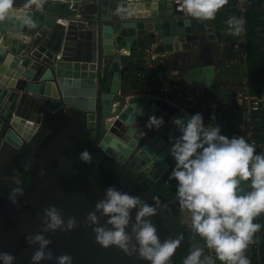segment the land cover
<instances>
[{
	"label": "water",
	"instance_id": "1",
	"mask_svg": "<svg viewBox=\"0 0 264 264\" xmlns=\"http://www.w3.org/2000/svg\"><path fill=\"white\" fill-rule=\"evenodd\" d=\"M174 1L69 0L76 5L70 26L56 15L28 9L22 10L32 24L0 20V252L15 255L16 264H31L38 245L30 246L25 237L42 232L43 210L51 206L62 210L65 221L69 217L77 220L71 232L43 233L52 241L49 250L54 257L71 254L74 264H148L117 247H101L92 227L85 225L87 214L95 211L109 186L157 207V215L150 219L161 241H180L171 264L188 245L190 238L178 227L179 202L169 205L156 198L134 174L158 181L175 166L170 150L181 133L173 120L179 117L187 122L191 114L162 109L155 97L135 108L120 91L121 57L131 55L138 39L149 37L156 44L155 53L162 55L179 51L181 37L208 44L210 31L202 21L177 11ZM73 39L75 47L68 45ZM120 42L124 45L117 49ZM58 54L62 55L59 61ZM9 57L13 58L10 66L6 64ZM210 57L201 58L198 64L189 60L179 76L196 87H213L223 62ZM153 115L165 121L159 130L148 128ZM111 118L116 120L109 127ZM90 124L99 131L95 138L87 131ZM122 129L124 136L119 135ZM110 134L120 143L117 149L125 150L124 158L115 159L103 148L102 141ZM128 141L132 143L126 149ZM84 150H94L105 163L121 166L96 180L94 169L99 160L90 155L89 163L81 162ZM17 159L24 160L32 175L24 189L15 185V177L21 176L13 169ZM13 189L17 190L14 194L8 191ZM97 215L100 225H105L107 218ZM135 215L133 211V223Z\"/></svg>",
	"mask_w": 264,
	"mask_h": 264
},
{
	"label": "clouds",
	"instance_id": "2",
	"mask_svg": "<svg viewBox=\"0 0 264 264\" xmlns=\"http://www.w3.org/2000/svg\"><path fill=\"white\" fill-rule=\"evenodd\" d=\"M227 3L228 0H182L181 6L187 16L208 21L214 20ZM32 4L33 0H25L23 9ZM14 9L15 0H0V20L15 16L22 23H33L26 13ZM226 24L233 36L246 31L243 17L230 16ZM12 62L13 58L9 57L6 64L10 66ZM164 123L163 117L153 115L148 128L159 130ZM173 123L181 135L174 139L170 150L176 164L169 179L178 182L176 197L188 215L192 231L214 251L221 264H251L245 253L249 245L256 242L255 235L262 227L255 220L264 214V152L257 153L255 145L243 136L229 138L222 134L220 126L205 125L201 113L191 115L187 122L177 117ZM90 159L88 150L80 153L81 162L89 163ZM133 211L135 223L132 222ZM97 213L107 218L105 225H100ZM157 213V207L140 196L109 186L104 198L97 201L95 211L87 214L85 225L92 227L96 243L105 249L117 247L148 264H171L180 241L171 238L161 241L150 219ZM43 224L42 232L25 237L30 246L38 245L31 264L53 259L56 264H74L71 254L54 257L49 250L52 241L43 233L71 232L77 227L76 218L69 217L65 221L62 210L51 206L43 210ZM16 262L12 253L0 252V264ZM183 264L213 262L204 255V248L194 247Z\"/></svg>",
	"mask_w": 264,
	"mask_h": 264
},
{
	"label": "crops",
	"instance_id": "3",
	"mask_svg": "<svg viewBox=\"0 0 264 264\" xmlns=\"http://www.w3.org/2000/svg\"><path fill=\"white\" fill-rule=\"evenodd\" d=\"M25 2V0H23ZM19 4V5H18ZM36 6H31L32 8H28L29 10H39L43 11L42 8L45 6L49 10L47 11L48 15H54L53 9L51 8V5L47 3V1L38 0ZM72 9L76 7V5H73V3H70ZM23 5L21 3H15L16 9H23ZM42 5V6H40ZM53 12V13H52ZM68 11H64L61 8L57 9L55 12V15L58 16L59 19H63L65 17L70 18L67 14ZM186 14L185 10L183 11ZM196 20V19H194ZM203 25L205 26L206 31L208 32L207 35V41L208 44L205 46H202V43L192 44L189 41L181 37V43H180V49L174 54H166L165 56H161L157 61L152 60L151 55L146 52V49H151V45L153 42L147 38H140L138 41L133 45V50L130 56L121 57L122 61V75L129 74V77L134 75L133 77H130V80H136V85L132 86L133 90H136V87L139 88L138 94H134V92H130L132 94L126 95L125 97L127 99H133L134 97H155L156 101L158 102V106H160L162 109H167L166 105L169 107H177V109L186 107L185 99L175 93L169 94L165 92L166 88L169 86L170 88V81L169 78L171 77V82H180L179 79V73L181 69L184 67H187L186 65L190 63L189 60H192L191 63L198 64L200 63V59H211L210 55L213 56L215 60H221L223 62L222 68L220 72L218 73L215 81L214 86L209 89H204L206 94L210 97H214L215 99H220L221 105L218 107L216 112H213V121L207 122L204 120L205 125L210 126H216L217 122L218 125L221 123H227L230 116L233 115V113L236 111L238 113V109L235 106L232 108V106H229L226 102V99L230 97L231 94H234L231 90L229 92V86H231L230 82H237V80L240 78L241 74L244 72V68L241 65L237 66V77L235 81H228L224 79L225 73L222 74L221 72L224 70V65L228 64L229 59V53L231 52V45L225 40H220V36L217 33V25L218 22L214 20H208V21H202ZM195 36V34H193ZM211 37H214V39H210ZM190 38V37H188ZM123 43L120 42L118 45H116L117 49H120L123 47ZM153 49V48H152ZM171 64H175V68H170ZM236 64L231 65L232 68ZM236 69V68H235ZM161 70V71H160ZM143 72L145 76L142 78L141 81H138V75L137 72ZM165 75L166 78L163 76ZM239 75V76H238ZM141 78V77H139ZM228 78V77H227ZM227 81L229 83H227ZM154 82V83H153ZM239 82V80H238ZM151 83L156 84L158 87L153 88ZM145 84H149V87L144 86ZM233 86V85H232ZM137 88V89H138ZM148 88L149 92L142 93L140 89H146ZM153 90L156 91V94L153 93ZM163 92V93H162ZM122 93V92H121ZM228 94V95H227ZM228 101V100H227ZM177 112V111H176ZM217 121V122H216ZM214 123V124H213ZM229 123V122H228ZM222 129V134L231 138L233 134L229 133L225 128ZM178 201V200H177ZM176 201V202H177ZM181 208V207H180ZM181 218L180 222L183 226L190 227V221L188 218V215L186 211L181 209Z\"/></svg>",
	"mask_w": 264,
	"mask_h": 264
},
{
	"label": "built area",
	"instance_id": "4",
	"mask_svg": "<svg viewBox=\"0 0 264 264\" xmlns=\"http://www.w3.org/2000/svg\"><path fill=\"white\" fill-rule=\"evenodd\" d=\"M64 1V0H63ZM174 3L178 6L177 11H184L182 8V0H175ZM259 8V0H235L234 12L235 16L243 17L251 10ZM70 18L59 19L60 22L68 23ZM246 28V25H245ZM228 31V29H227ZM233 49L231 58L228 59V64H238L243 66L244 72L239 78V85L237 86L234 94L236 95V107L242 115L241 132L245 139L254 144L257 153L264 152V142L257 141L253 138V133L256 124L259 121V114L264 108V96L255 95L251 92L249 75H248V61H249V42L247 30L240 36H234ZM156 44L151 45V49H146V52L151 55L152 60L157 61L162 54H156L154 51ZM153 48V49H152ZM62 55L58 54L56 60H61ZM144 77V74H140ZM180 82H175L170 86V91L182 96L185 99L186 107L180 108L186 110L191 115L201 113L205 121H213V110L217 109L220 105L218 99L208 96L204 88L193 86L188 78L180 76ZM168 91V88L165 90ZM234 105V106H235ZM243 130V131H242Z\"/></svg>",
	"mask_w": 264,
	"mask_h": 264
},
{
	"label": "rangeland",
	"instance_id": "5",
	"mask_svg": "<svg viewBox=\"0 0 264 264\" xmlns=\"http://www.w3.org/2000/svg\"><path fill=\"white\" fill-rule=\"evenodd\" d=\"M37 1L38 0H33L32 6H36L37 5L36 4ZM42 1H45V0H42ZM46 1H47V3L49 5H51V8L53 9L54 15H55L56 10L57 9H60V8L62 10H64V11H68L67 14L70 15L68 17H71L74 14L73 9L70 8L71 7V4H70L71 1L69 2V0H64V1L63 0H46ZM234 2H235V0H228V3L216 14V18H215V21L218 22V25H217V33L220 36V40H225L228 43H230L231 49H233V43H234L233 38H234V36L231 35L227 31L228 25L226 24V21H227V19L230 16L235 15V12H234V9H233ZM15 3L16 4L17 3L24 4L25 2H23V0H15ZM30 8H32V7H30ZM42 10L44 12H47L49 9L44 6L42 8ZM263 10H264V3H263ZM261 33H264V31H262ZM190 42L192 44H196L197 45L198 44L197 42H199V41L194 39V40H192ZM257 43H259V42L258 41L255 42V41H252L251 40L250 41V45L248 46V48H250V55H251L250 56V59L248 61L250 63V65H248V67H249V70H250V75H251L250 77H251V80H252V86H253V90H254L255 93H256L257 90L261 89V87L264 88V66H260L261 63L264 62V59L262 60V57H264V53H263V50L261 48H259V51L255 52V49H257ZM231 52H232V50H231ZM231 52L229 53V58L232 57L231 56ZM229 65L231 66L233 64H229ZM175 66H176L175 64H171L170 68H175ZM230 66H228L227 64H225L224 65V70L221 73L222 74L225 73L224 79H226L228 81L229 80L230 81H235L236 78L238 79V77H237V73H238L237 66H238V64H236L232 68ZM136 74L137 75H140V73H138V72ZM163 76L166 78L165 75H163ZM130 77H133L134 78V75H132ZM130 77H129V74L128 73L122 75L121 84H120V91L122 92V95L123 96L132 94V93H130L131 91L134 92V94H136V93L138 94V92H139V88L138 87H136V90H133L132 89V86L136 85V82H134L136 80H132L131 81L130 80ZM171 79L172 78L170 77L169 78V81H170L169 84H170V86L173 84V82H171ZM238 80H237V82H230V84L231 83L232 84H231V86H229V92H228V94L231 93L230 92L231 90L233 91V93L235 92L237 86L239 85ZM228 81H227V83H229ZM153 83H151L150 86H152L153 88H157L158 86L156 84H153ZM144 86H146V87L148 86L149 87V84H145ZM167 88H168V91H169L167 93L172 94L173 92L170 91L171 88H169V86ZM140 91L142 93H144L146 91L149 92V90L147 88L144 89V90L143 89H140ZM153 93L156 94V91L153 90ZM230 97H232V99L229 98V96H228V99H226L227 104L229 106H231L230 104L231 103L233 104V102H235V104H236V97H234V94H231ZM218 100H220V99L218 98ZM123 101H125V102H123L125 104L126 103L125 97H124ZM220 104H221V101H219V104L218 105H220ZM166 108L168 110H170V112H174V113L176 111L177 112L179 111V109H177V107H173V106L169 107L168 105H166ZM217 109L213 110V112H216ZM241 122H242V115H241V113L239 111H238V113L235 111L233 113V115L230 116V118L228 119L227 123H224V124L221 123V124L218 125V122H217L216 124L218 126L222 127L223 129L225 128L229 133L233 134L232 135V137H233V136H243L242 135V132H241V129H240ZM119 135L124 136L125 135V130L124 129L120 130L119 131ZM115 164L121 166V164H119L118 162H116ZM135 175L142 176L139 173H135ZM256 220H257V218H256ZM262 235H263L262 232H260V231L257 232L256 235H255L256 242L253 243V244H250L249 247H248V249L246 250V253L245 254L251 260V264H254V261H255L256 257L259 258L260 250H261V247H262V241H263ZM194 247L195 246H191V245L189 246L190 250H192ZM204 254H207L206 256H210L211 257V259L213 260V264H221V262L216 259L215 253H214V251L212 249H209L207 247H204Z\"/></svg>",
	"mask_w": 264,
	"mask_h": 264
},
{
	"label": "trees",
	"instance_id": "6",
	"mask_svg": "<svg viewBox=\"0 0 264 264\" xmlns=\"http://www.w3.org/2000/svg\"><path fill=\"white\" fill-rule=\"evenodd\" d=\"M263 3H264V0H259V8L251 9L245 15V20H246V30H247L249 45H250L251 40L255 42L258 41L259 43H257V49H255V52L259 51V48H261L264 53V33H261L262 31H264ZM250 56L251 55H250V48H249V59H250ZM263 59L264 57H262V60ZM248 65H250L249 62H248ZM260 66H264V62H262ZM138 73L144 74L141 71H139ZM248 75H249V83H250L251 92L255 95L264 96L263 87L257 90L256 93L254 92L253 86H252V80L250 77L251 75H250L249 67H248ZM138 76L141 77V78L138 77L139 79L138 81H141L143 77L140 75ZM230 105L232 106V108L236 106V105L234 106L232 103ZM258 116H259V121L256 124V128L253 133V138L256 139L257 141L264 142V108ZM174 167L175 166H173L172 169L166 175H164L160 180L152 181L150 185L147 187V190L150 194H152L156 198L164 201L165 203L169 205H172L173 202L178 200V198L176 197V187H177L178 182L175 180L169 179L170 174L173 171ZM179 214L180 212L177 210V215L179 216ZM255 222L260 223L262 225L260 232L263 233L262 235L263 241H262V247L260 250L259 258L256 257L254 264H264V214L257 217V220ZM178 227L181 230H184L180 226V222L178 224ZM187 254H188V248H185L182 251V253L177 257L175 264H183V260L187 256Z\"/></svg>",
	"mask_w": 264,
	"mask_h": 264
},
{
	"label": "flooded vegetation",
	"instance_id": "7",
	"mask_svg": "<svg viewBox=\"0 0 264 264\" xmlns=\"http://www.w3.org/2000/svg\"><path fill=\"white\" fill-rule=\"evenodd\" d=\"M94 123V122H92ZM87 131L90 133V135L95 138L96 135L98 134L97 132V129H95L94 127H92V125L90 124L89 126H87ZM90 155L93 157V159H98L99 162L97 164H95V179L98 180L100 179L101 177H103L105 174L113 171L118 165L116 164H112V163H105L103 161V159L101 157H99L94 150H92L90 152ZM16 164H17V167H13L14 171L16 172L17 176L18 175H21V176H18V177H15V185H18V186H22L23 189L30 183L31 179H32V175L28 172L27 170V164L24 162V160L22 159H17L16 160ZM134 177L139 180L141 183L147 185V187L150 185V181L144 177V176H138V175H135L134 174ZM16 189H13V190H8L10 191L11 193H15ZM8 191H5V193H8ZM13 200H15L14 198H12ZM180 226L184 229L183 231L188 235V237L190 238L189 239V244L185 247V248H188V254L189 252L191 251L189 246H195V247H203L204 248V245H203V240L202 238H199L198 239V235H196L191 227H185L181 224L180 222ZM195 238V239H193ZM187 254V255H188ZM205 256L207 254H204ZM210 257V256H208ZM211 258V257H210ZM212 260V259H211ZM213 262V260H212Z\"/></svg>",
	"mask_w": 264,
	"mask_h": 264
},
{
	"label": "bare ground",
	"instance_id": "8",
	"mask_svg": "<svg viewBox=\"0 0 264 264\" xmlns=\"http://www.w3.org/2000/svg\"><path fill=\"white\" fill-rule=\"evenodd\" d=\"M22 14H24L25 13V11H23L22 9L21 10H19ZM7 20H9V18H6ZM11 19H14V20H17V17H15V16H12L11 17ZM9 21H11V20H9ZM69 22H70V20H69ZM68 22V23H69ZM63 23V22H62ZM68 23H63V24H65V25H69ZM73 25V26H72ZM70 26V25H69ZM74 26H76L75 24H73V23H71V27H74ZM78 27H76L75 29H77ZM74 33H75V35H77L78 33H79V31H73ZM73 43H71V42H69L70 44H68V45H71V46H73V47H75V45H76V43H77V41L75 40V39H73V40H71ZM50 84H47V86H49ZM148 99L149 98H147V97H138V98H136V97H134L133 99H132V101H133V106L136 108L137 106H139V105H144L147 101H148ZM117 105V104H116ZM116 119L115 118H111V119H109V120H107L108 122H107V124L109 125V127H112V125H113V123H114V121H115ZM32 126H30V129L31 130H34L35 129V126H34V124L33 123H30ZM111 135V134H110ZM112 136V135H111ZM111 136H109V137H107V138H105V139H103V141H102V146H103V148L104 149H106L107 151H108V153L112 156V157H114L115 159H117V158H124V155H122V153L124 154L125 152V150H121L120 151V149H117V144H120L119 143V141L117 140V139H115L113 136L111 137ZM132 139V138H131ZM129 142V143H128ZM127 143H126V149L129 147V145H131V143L132 142H130V141H128ZM165 163H167V162H165ZM169 164V162L166 164V165H168ZM134 166H135V168H137V166H136V164H133ZM137 165H139V164H137ZM140 166V165H139ZM161 167H163L162 165H161Z\"/></svg>",
	"mask_w": 264,
	"mask_h": 264
}]
</instances>
